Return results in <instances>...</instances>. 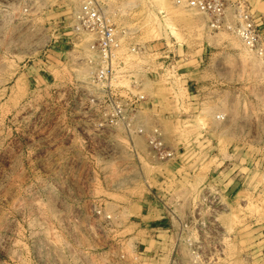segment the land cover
Listing matches in <instances>:
<instances>
[{
    "label": "rangeland",
    "instance_id": "obj_1",
    "mask_svg": "<svg viewBox=\"0 0 264 264\" xmlns=\"http://www.w3.org/2000/svg\"><path fill=\"white\" fill-rule=\"evenodd\" d=\"M83 1L0 0V264L137 263L132 249L157 217L142 216L148 202L186 221L198 204L209 223L177 235L162 263L178 245L190 264L197 242L214 264H264V59L188 0H92L135 41L173 46L179 78L143 89L147 126L155 115L179 147L160 162L144 136L94 135L58 93L69 12ZM226 2L264 14V0ZM180 177L195 194L164 201L163 182Z\"/></svg>",
    "mask_w": 264,
    "mask_h": 264
},
{
    "label": "built area",
    "instance_id": "obj_2",
    "mask_svg": "<svg viewBox=\"0 0 264 264\" xmlns=\"http://www.w3.org/2000/svg\"><path fill=\"white\" fill-rule=\"evenodd\" d=\"M188 5L207 14L211 28L234 32L249 50L264 59L261 31L264 14L256 17L248 6L227 5L226 0H188ZM67 23L70 49L58 66L59 71L67 73V78L57 87L66 105L76 108L78 120L87 122L94 135L110 129L120 130L127 137L141 135L146 138L153 158L160 162L174 161L176 150L164 141L159 119L150 115L147 126L141 115L149 103L143 90L145 79L163 78L170 82L181 75L176 69L173 46L166 41L158 44L135 41L134 32L125 25H117L92 0H85L71 10ZM197 207L198 204L188 221L172 213L179 227L178 238L188 229L198 233L206 230L209 223L200 217ZM189 247L190 264H214L202 255L204 245L196 242ZM132 251L135 260L149 256L139 246ZM177 256L178 245H174L171 258L164 264H180Z\"/></svg>",
    "mask_w": 264,
    "mask_h": 264
},
{
    "label": "crops",
    "instance_id": "obj_3",
    "mask_svg": "<svg viewBox=\"0 0 264 264\" xmlns=\"http://www.w3.org/2000/svg\"><path fill=\"white\" fill-rule=\"evenodd\" d=\"M264 26L261 27V31L263 32ZM203 134H206L207 132L201 131ZM197 136V135H194ZM176 148V147H174ZM179 147L176 148V150ZM187 149V148H186ZM189 152L186 150L185 152H181L179 149V160L182 161L184 156ZM181 163V162H180ZM183 163V162H182ZM181 163V164H182ZM168 183L163 182V185L165 189L160 194L161 198H163L164 201L168 202L171 200L172 202L176 201L177 196L180 192L186 191L185 193L191 198L193 194H195L196 191V185L193 183L192 179H183V178H177V179H167ZM161 187V186H160ZM186 196V195H185ZM189 198V200H190ZM150 201V198H149ZM152 202H148L144 204L147 208L145 211L142 209V216L145 217L149 212L154 213L157 215L155 219L149 221L150 223L145 224L147 225V232H148V239H146V245H144V249L148 250L149 256L139 258L136 262H131L127 264H164L162 263V258L164 257V249L166 245H171L174 239H177V235L179 234V227L176 218L173 215H170L172 213L165 212L163 210H150V206H152ZM178 205V203H174ZM162 215H158L159 213ZM174 213V212H173ZM175 218V221L173 218Z\"/></svg>",
    "mask_w": 264,
    "mask_h": 264
}]
</instances>
